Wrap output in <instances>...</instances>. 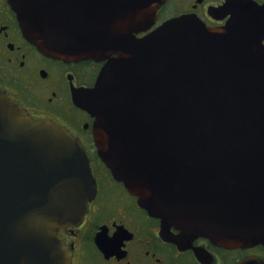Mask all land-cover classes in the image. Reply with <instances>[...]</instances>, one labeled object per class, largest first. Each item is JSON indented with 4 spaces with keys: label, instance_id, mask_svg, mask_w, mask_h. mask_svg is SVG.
<instances>
[{
    "label": "water",
    "instance_id": "water-1",
    "mask_svg": "<svg viewBox=\"0 0 264 264\" xmlns=\"http://www.w3.org/2000/svg\"><path fill=\"white\" fill-rule=\"evenodd\" d=\"M164 1L9 0L40 51L107 59L76 102L103 161L170 239L264 243V9L233 3L223 26L187 14L138 37ZM96 191L81 141L0 87V264H70L58 231Z\"/></svg>",
    "mask_w": 264,
    "mask_h": 264
},
{
    "label": "flooded vegetation",
    "instance_id": "flooded-vegetation-1",
    "mask_svg": "<svg viewBox=\"0 0 264 264\" xmlns=\"http://www.w3.org/2000/svg\"><path fill=\"white\" fill-rule=\"evenodd\" d=\"M264 0H166L154 23L191 14L209 26L227 23V6ZM104 61H65L41 52L23 34L9 0H0V87L34 118L50 119L79 139L97 181L83 221L60 227L58 234L71 253L70 264H238L250 256L264 261V244L224 247L198 236L187 243L168 237L161 219L149 214L101 159L94 138L95 117L75 97L94 86ZM173 233L179 230L172 227ZM97 239L100 240L97 241Z\"/></svg>",
    "mask_w": 264,
    "mask_h": 264
}]
</instances>
